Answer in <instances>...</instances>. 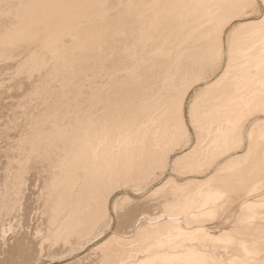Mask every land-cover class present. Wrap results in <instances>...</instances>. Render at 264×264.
Returning <instances> with one entry per match:
<instances>
[{"label": "bare ground", "instance_id": "1", "mask_svg": "<svg viewBox=\"0 0 264 264\" xmlns=\"http://www.w3.org/2000/svg\"><path fill=\"white\" fill-rule=\"evenodd\" d=\"M245 2L0 0V264H70L67 245L101 236L121 183L157 210L113 200L122 230L95 244L93 263L264 264V26ZM47 72L56 81L40 89ZM195 85L206 86L195 91L197 157L214 162L234 131L249 139L242 167L203 171L237 188L239 221L216 236L230 241L221 249L199 220L215 215L213 185L157 183L177 137L173 100Z\"/></svg>", "mask_w": 264, "mask_h": 264}, {"label": "rangeland", "instance_id": "2", "mask_svg": "<svg viewBox=\"0 0 264 264\" xmlns=\"http://www.w3.org/2000/svg\"><path fill=\"white\" fill-rule=\"evenodd\" d=\"M257 12H259V9H258ZM256 14H258V13H256ZM256 14H251V16L256 15ZM55 70H57V69H54V71H53L54 73H55ZM48 74H50V75L47 76ZM51 75H52L51 72L50 73L47 72L43 76L42 75H40V77L38 76V79L39 80L41 79L40 80L41 82L38 80L39 81L38 85L40 83V89L43 86V84H42L43 81H44V85H47L48 81H50V80H51V83H52L53 80H54L53 82L56 81L55 80L56 77L52 78ZM229 75L232 76L233 73L229 72L228 76ZM41 76L43 78H41ZM49 77H51V78H49ZM48 79H50V80H48ZM32 80H33V78H30L27 82L29 83ZM57 84H59V83H57ZM203 87L206 88V86H204V85H195L192 88H190V90L188 91V93L186 95V98H185V102H186L187 107H189V109H190L189 105L192 103V100L194 101V99H195V94H196L195 91L197 92V91H199V89H203ZM24 88L22 87V88L18 89L19 93H21V90H23ZM42 92L40 94L41 96L39 95V98H41L42 94L45 93L44 90ZM9 93H11V91H9ZM32 96L36 97L35 94H32ZM35 102L36 101L34 100L32 104H34ZM40 107H42V106H40ZM40 107H39V109H40ZM2 110H4V109H2ZM19 110H20V108H18L17 112H20ZM0 111H1V108H0ZM22 113L23 112H20V115L25 116V114L24 113L22 114ZM189 118H190L189 115L183 116L182 117V123H184V125H185V127H184L185 131L184 132H185V136L187 137V139L185 140V143L187 142L186 143L187 145H188V143H190L192 145L191 147L193 148L192 149L193 153L190 156L193 157V159H194V158H198L197 157L198 156L197 152H199V147H198V143H197L198 142L197 135L194 134L195 128L192 127V125L190 124V122H189L190 119ZM224 141H225V144L223 146V149L221 150L220 155L218 157H216L217 159L215 158L216 160L214 162L206 163V161H205L206 159L204 158L205 157L204 155H206L205 153H207V152H205V153H203L204 155L203 154H199V156L203 155V156L198 158V159H200V162H194V161H192L193 160L192 158H191V160L187 161L186 165H185V170H184L183 174L179 178L174 176L172 174L171 170L169 169V170H166V171H162V174L159 173V177L160 178L158 179V180H161L163 178L165 179L166 177H169V176H171L173 178V180L179 181V182L187 181V180H190V179H201L200 181H198L196 183L197 184L201 183V184H204V185L208 184V185H211V186L213 185L212 189L218 191V195L215 198V210H214V213H213L215 215L214 216L213 215L200 216L201 218L199 220L204 221L203 225L206 227L207 230L215 233V235L212 238H210L211 239L210 246L212 244H214L215 246H218L217 247L218 249H221V246L223 247L226 244H229L230 241L225 236H223L222 238H219V239H216V236L221 234V232L223 230H228V229L232 228L233 226H235V224H238V221H239L238 214L240 213L241 209L238 207L237 201L235 199V193L237 192V188H236L235 185H232V183H230V182L216 179L215 174H214V176L211 179L203 180V178H202L203 171H206V170L210 171L211 170V173H216V171L218 169L226 167V166L230 167V168H232L231 166L242 167L244 164H241L240 162H233V161L235 159H241V158H244V157H250V155H245L244 157H240L241 154H236L237 152H239L241 150H246L247 146H248L249 139H248L247 135H245V131L243 129L241 131L238 130L237 132L234 131L233 133H231L229 135L228 138L224 137ZM187 145H185V146H187ZM159 172H160V170H159ZM123 185L124 184L121 183V184L117 185V186H120V187H114L113 194H111V204H110V206H111V208H110L111 221L107 225L103 224L104 222L102 223V225H103L102 226L103 233L101 234V236H98V237L97 236H93V237L89 236L90 238L88 237V239L87 238L86 239L87 240H89L91 238L92 239L89 240V241H87L85 239V242H84V240L81 241V243H82L81 246H78L79 249L76 248V250L75 249H70L71 246L67 245L68 246L67 255H64L65 252L63 253V255H64L65 258L70 259L71 261L70 260L69 261L71 263L82 264V263L85 262L84 264H91V260H92V264H95V263H93L94 254L93 255L91 254L92 256L89 255L90 253H92V248L94 246H96L95 244L99 243L101 240H104L105 238H108L107 236L112 235V231L113 230H119L120 228H122L121 225H118V224H120L119 221H121V219L119 218V212L116 213L114 207H112L113 200H116L119 197H122L124 194L127 193L132 198L133 197L135 198L134 200H132V201H134V202H132V204H134L136 202L138 204H141L143 202L142 204L144 206H146V209L151 210L153 213L156 212L157 203H156V201H153L148 196V193L147 194H143V193H139V192H134L132 189H129V188L127 189L126 185H124L126 187H125V189H123L124 188ZM121 187H123V188H121ZM140 195H142V196H140ZM153 203L156 206H154ZM177 217H179L180 219L183 217V219H184V216L182 214L178 215ZM167 218H170V217H167ZM104 225H105V228H104ZM120 230H122V229H120ZM67 246L62 245L63 248H65ZM168 246H170V250H178V249L183 248L181 246V244H179L178 242L173 241V240H170L168 242ZM199 247H201V246H199ZM205 247H209V246H205ZM205 247H203V248H205ZM66 249L64 251H66ZM69 249L72 250L73 252L72 251L69 252ZM68 252L71 253V254L69 255ZM88 252H89V254H88ZM86 255H87V258H86ZM79 257H81V258H79ZM74 258H75L76 262L74 261ZM38 264H44V263L39 262Z\"/></svg>", "mask_w": 264, "mask_h": 264}, {"label": "snow or ice", "instance_id": "3", "mask_svg": "<svg viewBox=\"0 0 264 264\" xmlns=\"http://www.w3.org/2000/svg\"><path fill=\"white\" fill-rule=\"evenodd\" d=\"M244 14H256L257 9H259L258 14L254 18L259 20L261 26H264V0H246V2L241 5ZM173 111H172V122L177 133L176 139L173 141L171 147L167 152L161 155L159 159V169L161 171L171 170L172 174L179 178L184 170L186 162L189 159L188 149L191 147L189 143L185 146V140L187 137L184 135V123H182V115L187 116L191 115L193 124L192 127H195V109L196 101H193L191 108L189 109L186 105V102L183 99V95H177L173 100ZM159 172L157 173V175ZM206 175H210L207 173ZM155 177H149V182L154 180ZM158 184L163 185L161 191H167L171 187V181L168 184H165L164 180L161 179L157 181ZM152 187H156V184H153ZM188 187V186H185ZM35 264V262H33Z\"/></svg>", "mask_w": 264, "mask_h": 264}]
</instances>
